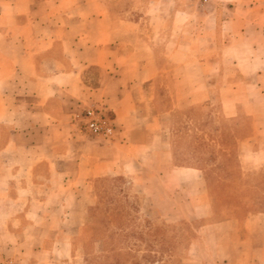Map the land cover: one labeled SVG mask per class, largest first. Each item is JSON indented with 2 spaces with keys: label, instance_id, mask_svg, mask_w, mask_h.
I'll use <instances>...</instances> for the list:
<instances>
[{
  "label": "crops",
  "instance_id": "1",
  "mask_svg": "<svg viewBox=\"0 0 264 264\" xmlns=\"http://www.w3.org/2000/svg\"><path fill=\"white\" fill-rule=\"evenodd\" d=\"M129 1L143 13L0 0V262L67 261L63 215L85 213L101 177L148 181L151 201L190 206L181 219L212 213L202 171L174 162L167 124L264 97V0ZM91 106L115 118L114 137L80 130L74 117ZM249 216L200 225L188 252L213 238L232 250L216 261H254L247 240L263 217Z\"/></svg>",
  "mask_w": 264,
  "mask_h": 264
},
{
  "label": "rangeland",
  "instance_id": "2",
  "mask_svg": "<svg viewBox=\"0 0 264 264\" xmlns=\"http://www.w3.org/2000/svg\"><path fill=\"white\" fill-rule=\"evenodd\" d=\"M106 1L112 14L144 10L143 1ZM231 98L237 101L232 116L215 103L199 112L176 111L167 124L174 162L202 171L210 216L181 219L191 215L190 206L186 209L176 199L172 204L151 201L148 181L139 185L123 176L101 177L92 184V203L85 213L63 215L72 254L57 264H88L91 256L108 264L103 257L112 247L126 253L123 264H264V97ZM250 213L263 217V230L254 232L252 242L247 240L254 261H216L232 250L213 238L188 252L200 225L232 218L248 221Z\"/></svg>",
  "mask_w": 264,
  "mask_h": 264
},
{
  "label": "built area",
  "instance_id": "3",
  "mask_svg": "<svg viewBox=\"0 0 264 264\" xmlns=\"http://www.w3.org/2000/svg\"><path fill=\"white\" fill-rule=\"evenodd\" d=\"M79 122L82 132L93 137L110 139L117 133L115 118L102 108L91 106L74 117ZM0 264H15L12 260H6Z\"/></svg>",
  "mask_w": 264,
  "mask_h": 264
},
{
  "label": "trees",
  "instance_id": "4",
  "mask_svg": "<svg viewBox=\"0 0 264 264\" xmlns=\"http://www.w3.org/2000/svg\"><path fill=\"white\" fill-rule=\"evenodd\" d=\"M125 254L126 253H122L121 251L112 247V249H110V253H107V255H105L103 258L107 259L108 264H123L124 262L123 259H125ZM121 256H123V259H121ZM91 257L92 258L90 259L88 264H103V263H99L97 260H93L94 256Z\"/></svg>",
  "mask_w": 264,
  "mask_h": 264
}]
</instances>
